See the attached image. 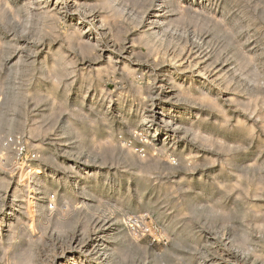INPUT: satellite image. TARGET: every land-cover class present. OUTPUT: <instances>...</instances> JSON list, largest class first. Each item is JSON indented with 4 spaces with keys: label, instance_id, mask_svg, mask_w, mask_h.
<instances>
[{
    "label": "rangeland",
    "instance_id": "rangeland-1",
    "mask_svg": "<svg viewBox=\"0 0 264 264\" xmlns=\"http://www.w3.org/2000/svg\"><path fill=\"white\" fill-rule=\"evenodd\" d=\"M62 1L0 0V214L20 211L25 222L0 246V263L23 251L28 236H41L39 256L52 264L85 222L93 240L101 229L125 231L132 251L124 264H264V0H174L180 10L161 28L148 22L158 1L145 13L141 0H117L121 17L109 15V30L93 12H57ZM148 29L158 37L148 38ZM75 37L100 41L99 49L91 52ZM163 84L172 86L164 108ZM154 109L168 122L154 124ZM143 123L160 132L142 133ZM24 162L38 164L54 188V205L36 214L31 230L22 199L8 209L14 190L25 187ZM145 165L153 169L141 171ZM86 175L87 188L79 191ZM76 195L87 215L59 231L47 220L72 208L63 196ZM128 214L140 218L139 238L128 229Z\"/></svg>",
    "mask_w": 264,
    "mask_h": 264
},
{
    "label": "bare ground",
    "instance_id": "bare-ground-1",
    "mask_svg": "<svg viewBox=\"0 0 264 264\" xmlns=\"http://www.w3.org/2000/svg\"><path fill=\"white\" fill-rule=\"evenodd\" d=\"M93 1V0H92ZM117 0H101L100 2H91L90 0H63L62 1V5L61 7H56L55 10L57 12H60L61 9L64 8L65 12H71L72 14H77L79 15L80 17V12H78L79 8L81 10V12H93L94 14H97V16H101L99 19H97V21L99 22V25L100 27L105 30L108 29V27L110 26L111 27V24H109V21H111L112 18H118L120 16V13L122 12L121 9H120V6L119 4L116 3ZM155 0H141V7L145 10V13H149V9L152 7L153 8V2ZM158 1V13L156 15H152L154 16V18H152L151 20H149V26H152V28H155V27H158V28H161L162 27V19L166 18L168 13L169 12H175L176 10H180L179 9V6L174 3V0H156ZM29 2V1H28ZM58 2V0H57ZM56 2V3H57ZM55 3V2H54ZM30 4V3H29ZM51 4V3H50ZM56 5V4H55ZM190 5V4H189ZM156 6V5H155ZM27 7V6H25ZM24 7V8H25ZM33 7V5L31 6ZM43 7V6H42ZM63 7V8H62ZM181 7V6H180ZM185 8V6H182ZM181 7V8H182ZM30 8V7H29ZM149 8V9H148ZM155 8V7H154ZM183 8V10H185ZM157 9V8H156ZM155 9V10H156ZM39 10V9H38ZM83 10V11H82ZM191 9H189L187 7V9L185 10L186 12H190ZM159 11H164V12H159ZM202 11V10H201ZM62 12V11H61ZM182 12V11H181ZM180 12V14H181ZM153 13V12H152ZM193 13V12H192ZM211 13V12H210ZM38 14V13H37ZM42 14V13H41ZM171 14V13H170ZM173 14V13H172ZM176 14V13H175ZM178 14V13H177ZM56 15V14H55ZM89 15V14H88ZM110 15V17H109ZM151 15V14H149ZM184 15V14H182ZM19 16V15H18ZM90 16V15H89ZM95 16V15H94ZM142 16V15H141ZM145 16V15H144ZM171 16V15H170ZM15 17V16H14ZM55 17V16H54ZM58 17V16H56ZM96 17V16H95ZM121 17V16H120ZM172 17V16H171ZM214 18V17H213ZM56 19V18H55ZM95 19V18H94ZM111 19V20H110ZM207 19V18H206ZM221 19V18H220ZM85 20V19H84ZM201 20V19H200ZM86 21V20H85ZM164 21V20H163ZM174 21V20H173ZM223 21V20H222ZM79 23V22H78ZM118 23V22H117ZM119 24V23H118ZM78 25V24H77ZM113 26V25H112ZM231 26V24H230ZM109 27V29H111ZM113 28V27H112ZM157 28V30H158ZM77 29V28H76ZM108 29V30H109ZM124 29V28H123ZM164 29V27L162 28ZM94 30V29H93ZM117 30V34H114L117 35V36H120L119 33L122 31V26L118 27ZM138 30V29H137ZM149 30V29H148ZM154 30V29H153ZM215 30V29H214ZM75 31V30H74ZM111 31V30H110ZM150 31V30H149ZM160 31V30H159ZM77 32V31H76ZM80 32V31H78ZM82 32V31H81ZM98 32V31H97ZM75 32L72 31V34L74 35ZM55 34V33H54ZM53 34V35H54ZM77 34V33H76ZM80 33L78 34V38L81 39V37L83 36L82 33L81 35L82 36H79ZM101 35V34H100ZM114 35V37H115ZM138 35V34H137ZM159 35V32L158 31H150L148 33V38H154V37H158ZM58 36V35H57ZM56 36V37H57ZM98 36V35H97ZM108 36V35H106ZM111 36V35H110ZM72 37V36H71ZM70 37V38H71ZM77 37H75L76 39L75 40H78ZM85 36H83L84 38ZM102 37V35H101ZM112 37V36H111ZM134 37V36H133ZM140 37V36H139ZM58 38V37H57ZM66 38V37H65ZM82 38V40H84ZM120 38V37H118ZM117 38V40H118ZM124 38V37H122ZM135 38V37H134ZM147 38V39H148ZM162 38V37H161ZM54 39V38H53ZM121 39V38H120ZM138 39V38H137ZM68 40V39H67ZM74 40V41H75ZM81 40V41H82ZM107 40V39H106ZM116 40V41H117ZM73 41V40H72ZM79 41V40H78ZM78 41L77 44H78ZM81 41H79V44L81 43ZM115 41V40H114ZM136 41V40H135ZM70 42V41H69ZM75 42V43H76ZM100 41H97V42H91V41H86L84 40V44H86V46L88 47V49L91 50V52L95 49H99V43ZM103 42V41H102ZM108 42V41H107ZM119 42V40H118ZM147 42V41H146ZM117 43V42H116ZM135 43V42H134ZM76 44V45H77ZM106 45V44H104ZM103 45V46H104ZM118 45V44H117ZM70 46V45H69ZM80 46V45H78ZM105 48H108V46H104ZM110 47V46H109ZM82 49V48H81ZM85 49V48H84ZM87 49V51H89ZM101 49V48H100ZM126 49V48H125ZM84 51V50H83ZM86 51V54H90ZM90 52V51H89ZM94 53V52H93ZM110 53V52H109ZM151 53V52H149ZM82 54V53H81ZM119 54V53H118ZM136 54V53H135ZM139 54V52H138ZM110 56L112 55L111 53L109 54ZM125 55V54H124ZM138 56V55H137ZM142 56V55H141ZM155 57V56H154ZM157 58V57H156ZM62 60V59H61ZM63 61V60H62ZM110 61V60H109ZM113 61V60H112ZM154 61V60H153ZM228 61V60H227ZM69 61H67V64L69 65L68 63ZM111 62V61H110ZM125 63V62H124ZM4 65V63H3ZM61 65V64H60ZM66 65V63L64 64ZM63 65V66H64ZM71 65V64H70ZM72 65H73V62H72ZM96 65V64H95ZM110 65V64H109ZM126 65V64H124ZM111 66V67H110ZM109 68L110 70H114L112 67V65H110ZM96 67V66H95ZM101 68V66H99ZM104 67V66H103ZM65 68V66H64ZM115 68V67H114ZM123 68V67H122ZM133 68V66H132ZM61 69V67H60ZM91 69V68H90ZM105 69V68H104ZM116 69V68H115ZM126 69V70H125ZM128 66L124 68L123 71H126L127 72V75L129 76H132L134 75L135 77V70L136 69H131ZM59 70V69H58ZM109 70V69H108ZM61 71V70H60ZM63 71V70H62ZM98 71V70H97ZM104 71V70H103ZM106 71V69H105ZM65 72V71H64ZM71 72V71H70ZM202 72V71H201ZM200 72V73H201ZM112 73V72H111ZM142 73V72H141ZM154 73V72H153ZM163 73V72H162ZM48 74V73H47ZM96 74V73H95ZM7 75V74H6ZM65 75V74H64ZM169 75V74H168ZM128 76V77H129ZM133 77V78H134ZM61 78V77H60ZM157 78V77H156ZM56 79V78H54ZM58 79V78H57ZM166 80H171L172 81V76L169 75ZM54 83V82H53ZM173 83V81H172ZM167 84H169L167 82ZM181 84V83H180ZM166 85V84H165ZM165 85H161L160 88H161V91L163 90H166L165 88ZM139 88V87H138ZM159 88V90H160ZM168 95H166V99H162L161 101H159L158 105H161L162 108H164L165 106V103L167 102L168 100V96H170L172 93V86H169L168 85ZM180 88V87H179ZM182 89V88H180ZM120 90V89H119ZM135 89H133L134 91ZM166 90V91H167ZM174 90V89H173ZM137 91V90H135ZM140 90H138L139 92ZM210 91V90H209ZM108 92V91H107ZM180 92V91H179ZM137 93V92H135ZM140 93V92H139ZM171 93V94H170ZM174 93V91H173ZM182 93V92H180ZM138 94V93H137ZM191 94H187V95H183L180 94V96H184V97H187ZM179 96V97H180ZM204 98V97H203ZM201 98V99H203ZM197 99V97H196ZM200 99V98H198ZM12 101V100H11ZM14 101V99H13ZM54 101V100H53ZM194 101V99H193ZM2 102V101H1ZM153 102V101H152ZM174 102V101H173ZM53 103V102H52ZM122 103V102H121ZM218 103V102H217ZM154 104V103H153ZM173 104V103H172ZM60 105V104H59ZM14 106V105H13ZM138 106V105H137ZM176 106V105H175ZM145 107V106H144ZM169 108H172L173 106H168ZM62 108V107H61ZM91 109V108H90ZM158 109V108H157ZM161 109V108H160ZM179 110V109H178ZM223 110V109H222ZM66 111V110H65ZM140 111V110H139ZM142 111V110H141ZM155 111V109H154ZM166 112V111H165ZM169 112V111H168ZM167 112V113H168ZM53 113V112H52ZM170 114V113H169ZM114 116V115H113ZM154 118H155V122L154 124H156L158 126V124L161 122V121H164V122H168L167 121V118L166 116H164V114L160 111L158 112H154L153 115H152ZM169 116V115H168ZM103 117V116H102ZM126 117V116H125ZM145 118V117H144ZM153 120V119H152ZM68 121V120H67ZM142 121V119H141ZM91 122V121H90ZM93 122V121H92ZM125 122V121H124ZM144 122V121H143ZM69 122H67V127H65V129L69 130L72 125H68ZM66 124V123H65ZM140 125V124H139ZM154 127V125L152 126H149L148 127V124L147 123H143L142 124V129H140V131L143 133L146 128L148 127V129H153L155 130L156 134H158L160 132L159 128L158 127ZM162 126V125H161ZM178 126V125H177ZM181 126V125H180ZM75 128V127H74ZM171 129V128H170ZM169 129V130H170ZM176 127L174 129H172V131L170 130V132H172L173 134L176 133ZM8 130L11 131L12 130V125L9 124L8 126ZM38 130V129H37ZM108 130V129H107ZM138 132V131H137ZM168 132V131H167ZM38 133V132H37ZM145 134V133H144ZM135 135V134H134ZM168 136H171L167 133ZM79 136V135H78ZM93 136V135H92ZM136 136H137V133H136ZM136 136L134 138H136ZM138 136L139 133H138ZM141 137V136H140ZM98 138V137H97ZM130 138V137H129ZM132 138V137H131ZM138 138V137H137ZM169 138V137H168ZM133 139V138H132ZM167 139V138H166ZM106 140V139H105ZM104 140V141H105ZM129 141V139L125 138V142L126 141ZM139 140V139H138ZM142 141V145L141 146H144L148 149L152 148L154 151H160V149L158 148H155V145L153 146H150L151 145V142L150 140L146 139V140H141ZM166 141V140H165ZM168 141H171V140H168ZM136 142V141H135ZM167 142V141H166ZM138 143V142H137ZM165 143V142H164ZM171 143V142H170ZM113 144V143H112ZM139 144V143H138ZM115 146V144H113ZM117 145V144H116ZM98 147V146H97ZM136 147V146H135ZM146 148L143 149V151H146ZM164 149V148H163ZM143 151H139L138 149V152H143ZM153 151V152H154ZM169 151V150H168ZM171 151V150H170ZM3 152V151H2ZM166 152V151H164ZM172 152V151H171ZM191 153V152H190ZM1 154V153H0ZM125 155H130V153L128 151H125L124 152ZM154 154H156L154 152ZM157 155V154H156ZM1 156V155H0ZM148 156V154H147ZM150 156V155H149ZM152 156V155H151ZM154 156V155H153ZM127 157V156H126ZM153 158V157H152ZM154 158H157V157H154ZM187 158V157H186ZM184 159V158H183ZM135 160V159H134ZM15 161V160H14ZM22 161V160H21ZM174 161V160H173ZM172 160H170V164L173 163ZM186 161V159L184 160ZM105 162V161H104ZM165 161H163L164 163ZM169 162H166V163H169ZM182 162V161H181ZM25 164H22L21 163V167H20V173H19V181H21L22 183H24L25 187L24 188H20V189H16L14 190L13 192V199H12V203L10 204V206H8L9 208L8 209H14L15 210V207H16V203L17 201H19V199H22L23 200V204H24V208L26 209L25 212L26 214L29 216V220L27 221L28 223V226H30V230H31V227L32 228H35L34 225L36 223V214L38 213H42L44 214V211L43 209L46 207V209H50L49 207L50 206H53L54 203L53 200L50 201V198L48 197V189L52 188V186L47 183L46 180H43V178L39 175L41 173V171L39 170V165L38 164H35V163H26L24 162ZM18 164V163H17ZM152 164V162H151ZM154 164V163H153ZM156 164V163H155ZM16 165V164H15ZM50 165V164H49ZM1 166V165H0ZM156 167V166H155ZM159 167V166H158ZM4 168V167H3ZM151 165H145L143 167H141V171L143 172H150L151 170ZM153 169V168H152ZM6 170V169H5ZM160 170V169H159ZM12 171V169H11ZM17 171V170H16ZM15 171V172H16ZM105 171V170H104ZM140 172V171H139ZM153 172V171H152ZM11 173V172H10ZM69 173V172H68ZM51 174V173H50ZM50 174H46V177H51L52 175ZM140 174V173H139ZM72 175V174H71ZM84 175V174H83ZM82 175V176H83ZM93 175V174H92ZM98 175V174H97ZM142 175V174H141ZM150 175V174H148ZM147 175V177H148ZM70 176V175H69ZM96 176V175H95ZM90 176L89 175H86L84 176V182H79L78 184V189L80 191V189L82 190H85L87 188V185L86 183L89 181V178ZM58 179V178H57ZM78 180V179H77ZM82 180V179H81ZM76 181V180H75ZM110 181V180H109ZM73 182V181H72ZM146 182V181H145ZM20 183V182H19ZM148 183V182H147ZM238 183V182H237ZM59 184V183H58ZM21 185V184H20ZM17 187V186H15ZM9 188V186H8ZM258 188V187H257ZM54 189V188H52ZM77 189V190H78ZM82 192V191H81ZM80 192V193H81ZM93 192V191H92ZM91 192V193H92ZM118 192V191H117ZM119 194V193H118ZM74 195V193H73ZM95 194H92L91 197H94ZM6 197V196H4ZM65 197V200H66V204L67 206H71L72 208L69 209V208H65L66 211H60L61 213L57 216H48L50 217L49 221L54 227H56L59 231H62V232H66V231H70V230H73L75 228V225L77 224L78 220L79 219H83L87 213H86V210L87 208H85V202L82 200V196L80 195H76V200H72L71 197H67V196H63ZM80 197V198H79ZM87 197V196H86ZM99 197V196H98ZM11 198V197H10ZM48 198V199H47ZM6 199V198H5ZM72 201H71V200ZM87 199V198H86ZM90 199V198H89ZM98 199V198H97ZM63 200V199H62ZM88 200V199H87ZM94 201V200H93ZM22 202V201H21ZM64 202V200H63ZM76 202L77 206H76V209H75V206L73 208L72 205H70L71 203H74ZM87 202V201H86ZM91 202V201H90ZM49 203H52L53 205H50L49 206ZM82 203V204H81ZM105 204V202H104ZM116 204V203H115ZM122 204V203H121ZM112 205V204H111ZM61 206V205H60ZM18 207V206H17ZM23 207V206H22ZM5 208V207H4ZM54 208H56L54 206ZM53 209V207H52ZM68 209V210H67ZM17 210V209H16ZM24 210V209H23ZM51 210V209H50ZM63 210V209H61ZM217 210V209H216ZM102 211V210H101ZM257 211V210H256ZM57 213V212H56ZM91 213V211H90ZM93 213V212H92ZM9 214V215H7ZM12 212L9 211V210H2V213L0 214V246H2V248L5 246H3L5 243H7V241L12 237V234L15 233L14 231H16V229L18 228V225L20 226V223L22 224L24 221H22L24 218L21 216V213L20 211L19 212H14L12 215ZM45 215H47L45 213ZM49 215V214H48ZM52 215V214H51ZM91 216V215H90ZM100 216V215H99ZM14 218L17 217V222H14ZM47 217V216H45ZM38 218V217H37ZM116 218L117 220H120L121 217H117L116 215ZM42 220V218H40ZM45 219V218H44ZM126 219H127V223H128V229L129 231L133 234V236H135L136 238L139 236V232L143 231V228L141 227L140 225V218L138 219V216H132L131 214H128L126 216ZM125 219V220H126ZM176 220V219H175ZM46 221V220H45ZM176 222V221H175ZM45 223V222H44ZM179 223V222H178ZM25 224V222L23 223ZM42 224V222H41ZM118 224V223H117ZM46 225V224H45ZM264 225V223L262 224ZM22 226V225H21ZM25 226V225H23ZM22 226V228H23ZM39 226V225H38ZM102 226V225H101ZM97 227V226H96ZM115 227V226H114ZM25 228V227H24ZM39 228V227H38ZM98 228V227H97ZM116 228V227H115ZM188 228V227H187ZM260 228V227H259ZM27 229V228H26ZM261 229V228H260ZM20 230V229H19ZM107 230V229H106ZM192 230V228H191ZM25 231V230H24ZM101 234L100 236L91 239L90 236L88 237L89 235V228L87 226V224L84 222L80 228V234L78 235H74L73 237H71V239L69 240L70 243H69V246L66 249H64L63 251L60 252V254H56L57 256L54 257L53 259V262H51L52 264H124V258H127L128 254L130 251H132L131 249V246L130 244L128 243V240L126 239L125 237V231H118V232H113V233H107L105 230L101 229ZM185 231V230H184ZM19 232V231H18ZM30 232V231H29ZM176 232V231H175ZM188 232V231H187ZM24 233V232H23ZM40 233V232H39ZM49 233V232H48ZM99 233V232H98ZM38 234V232H37ZM129 234V233H128ZM127 234V235H128ZM195 234V233H194ZM27 235V234H26ZM32 235V234H30ZM70 235V234H69ZM16 236V235H15ZM28 236V235H27ZM35 237V235H33ZM39 236V234H38ZM188 236V235H187ZM36 238V237H35ZM33 238L32 236H28L27 238V241H26V244L24 246V248H22L23 251L19 252L17 255H13L10 260L11 261H8V262H4V264H43L44 263V260L40 258L39 256V244H38V240L39 239H35ZM68 238V237H67ZM139 238V237H138ZM185 238V237H184ZM188 238H191V237H188ZM212 238V237H211ZM176 240V239H175ZM217 240V239H216ZM14 241V240H13ZM67 241V240H66ZM178 242V240H176ZM241 241V240H240ZM136 243V242H134ZM180 243V242H179ZM176 244V243H175ZM128 246V250L126 249H123L122 247L123 246ZM181 245V244H180ZM17 246V245H16ZM21 246V245H19ZM174 246V245H173ZM182 246V245H181ZM247 246V245H246ZM249 246V245H248ZM8 247V246H6ZM15 247V246H14ZM54 248V246H52ZM1 248V247H0ZM52 248V249H53ZM249 248V247H248ZM7 250V249H6ZM45 250V249H44ZM48 250V249H47ZM1 251V249H0ZM2 251H5V250H2ZM174 251V250H173ZM218 251V250H217ZM229 251V250H228ZM17 252V251H15ZM47 252V251H46ZM4 253V252H3ZM49 253V252H48ZM227 253V252H226ZM12 254V252H11ZM51 254V253H49ZM67 254V256L69 257L68 259H64V255ZM2 255V254H1ZM0 255V257H2ZM48 255V254H47ZM5 256V255H4ZM125 256V257H124ZM51 257V256H50ZM160 257V256H159ZM43 258V257H42ZM47 258V257H46ZM6 259V257H5ZM128 259V258H127ZM52 260V259H51ZM2 261V260H1ZM6 261V260H5ZM3 262V261H2ZM49 262V261H48ZM229 262V261H228ZM176 263V262H175ZM2 264V263H0ZM48 264V263H47Z\"/></svg>",
    "mask_w": 264,
    "mask_h": 264
}]
</instances>
